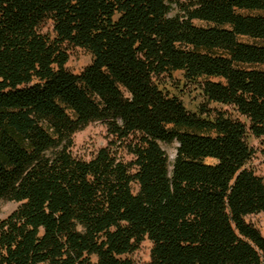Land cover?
Wrapping results in <instances>:
<instances>
[{
    "label": "trees",
    "instance_id": "obj_1",
    "mask_svg": "<svg viewBox=\"0 0 264 264\" xmlns=\"http://www.w3.org/2000/svg\"><path fill=\"white\" fill-rule=\"evenodd\" d=\"M69 48L91 56L79 74ZM92 123L108 143L78 158ZM249 138L264 147V0H0V203L18 204L0 264H135L145 240L147 264H264Z\"/></svg>",
    "mask_w": 264,
    "mask_h": 264
},
{
    "label": "rangeland",
    "instance_id": "obj_2",
    "mask_svg": "<svg viewBox=\"0 0 264 264\" xmlns=\"http://www.w3.org/2000/svg\"><path fill=\"white\" fill-rule=\"evenodd\" d=\"M68 56L69 59L66 64V69L73 74L81 73L91 63V56L86 51L79 48H69ZM174 79L175 83L171 82L170 79L164 80L163 84L165 88L171 94L178 96L187 110L192 112L195 111L196 107L201 102L199 93L183 83L180 73H175ZM73 141V155L88 160L99 149L107 145L108 135L102 123H92L83 130L77 132L73 137ZM249 144L254 150V155L247 164V168L252 170L256 176L262 178L264 181V147L254 138H249ZM162 149L168 156V159L172 161L175 156V145H162ZM17 207L18 204L14 202H1L0 219L7 217ZM245 220L264 236V213L248 216ZM151 246L152 244L148 240H145L130 258L135 264H147L150 260Z\"/></svg>",
    "mask_w": 264,
    "mask_h": 264
}]
</instances>
